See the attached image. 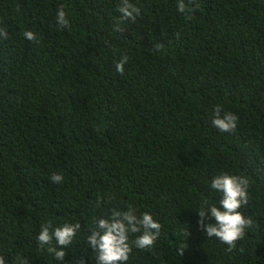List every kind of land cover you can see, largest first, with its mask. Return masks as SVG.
I'll list each match as a JSON object with an SVG mask.
<instances>
[{"label":"trees","instance_id":"trees-1","mask_svg":"<svg viewBox=\"0 0 264 264\" xmlns=\"http://www.w3.org/2000/svg\"><path fill=\"white\" fill-rule=\"evenodd\" d=\"M177 2L130 0L140 15L117 32L120 0H0L6 264H64L37 241L49 221L81 225L66 264H97L93 219L129 205L162 227L127 264H264V0H197L188 20ZM61 6L68 28L56 21ZM217 105L238 116L234 132L213 126ZM223 174L248 180L240 211L253 220L231 252L196 212L219 206L210 185Z\"/></svg>","mask_w":264,"mask_h":264},{"label":"clouds","instance_id":"clouds-1","mask_svg":"<svg viewBox=\"0 0 264 264\" xmlns=\"http://www.w3.org/2000/svg\"><path fill=\"white\" fill-rule=\"evenodd\" d=\"M198 6L197 0H178L177 8L180 13L185 14V19H191V13ZM120 17L117 20L114 30L123 32L125 29L121 25L126 21L135 22L140 15V9L130 0H120L118 6ZM56 21L60 28H68L70 21L66 12L61 6L56 15ZM27 41H35L36 34L26 30L23 33ZM9 38L8 31L0 27V40ZM159 49L160 45L155 46ZM128 62V56L124 55L115 65L116 71L121 75L124 73V66ZM222 107L217 105L214 110L213 126L221 132H234L237 127L238 116L232 112H224L221 115ZM51 182L61 183L64 177L55 173L51 176ZM210 187L222 194L219 206H201L196 211L199 217L198 223L208 238L215 237L226 244L227 250L236 248V242L242 239L246 230L251 228L253 220L245 217L240 211L242 206L249 203L248 180L242 176L223 174L215 177ZM100 201L98 200V204ZM210 221V223H205ZM95 227L91 229L87 236V244L96 253L97 264H127L133 246L137 249H151L160 236L162 225L154 220L148 212L141 215L136 214V210L129 205L126 210L113 209L107 218H94ZM81 225L76 223H64L62 226L53 228L52 222L41 227L37 236L39 246L43 249L47 245V251L54 255L57 261L65 262V248L71 245L79 232ZM139 234L135 240H129V234ZM55 240L56 246H52ZM182 254V252H181ZM18 264H28V258H16ZM0 264H6L5 258L0 256Z\"/></svg>","mask_w":264,"mask_h":264}]
</instances>
